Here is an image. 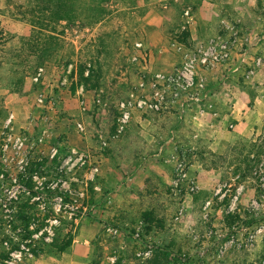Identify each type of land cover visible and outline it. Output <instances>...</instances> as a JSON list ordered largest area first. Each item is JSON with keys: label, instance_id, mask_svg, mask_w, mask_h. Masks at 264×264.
I'll list each match as a JSON object with an SVG mask.
<instances>
[{"label": "rangeland", "instance_id": "374dc122", "mask_svg": "<svg viewBox=\"0 0 264 264\" xmlns=\"http://www.w3.org/2000/svg\"><path fill=\"white\" fill-rule=\"evenodd\" d=\"M199 1L0 0V201L57 187L91 215L37 231L4 216L0 264L82 221L96 235L79 264L161 247L168 264H264V116L227 134L264 100V0Z\"/></svg>", "mask_w": 264, "mask_h": 264}, {"label": "trees", "instance_id": "16d2710c", "mask_svg": "<svg viewBox=\"0 0 264 264\" xmlns=\"http://www.w3.org/2000/svg\"><path fill=\"white\" fill-rule=\"evenodd\" d=\"M26 190H29V192H32L31 189L25 188L22 194L0 201V221H3L4 216H7L9 218H12V217L17 218V221L20 222V224H22L24 228H29V226L33 224L34 226H37L36 227V231H37L40 228H42L43 225H45V220L56 218V216H59L62 214L65 215L70 212H73V213H76L77 215L82 214V215H87L91 217L89 213L87 212L84 213L83 207L78 206L77 202L76 201L74 202V198L70 197L67 192L63 191V189H60V188L58 189L57 187H53V189L51 190H45V191H40V192H37L34 190L32 194L26 193ZM36 193L43 194L42 197L38 196L39 197L38 200H42L41 201V203H43L42 206L39 205V202L37 200L36 201L32 200V197L34 196L33 194H36ZM56 194L63 195L61 199L62 202H61L59 213L56 212L52 206L53 196H55ZM89 202L91 203L92 200ZM90 203H87V204L88 206L91 207ZM28 238L23 237L22 238V240H24L23 242H25ZM72 239H73V236L68 234V239L64 245H60L56 241L53 243H44V242H41L40 240L35 241V239H32V241L41 243L40 245H38L39 246L38 249L32 248L31 247L32 242H31L30 244L28 243L24 245L25 247L28 248V251H25V249L23 250L17 249V250L20 251V254L21 256H23V258H26L28 255L34 258H40L42 255L48 254L49 251L53 249H55L57 252H60V253L66 252V248L68 245L71 244ZM160 250L161 251H159L158 253L160 255L154 253L153 255L154 258L152 259L151 264H168L169 263V262H166L165 260L166 255L167 253L173 252V251L171 249L162 248V247L160 248ZM8 254L9 253L7 252L1 254L2 260H5L8 257ZM161 255H163V257ZM176 256H177V253H175V256H173L172 259H175ZM192 260H191V263H193ZM198 261H199V258H198Z\"/></svg>", "mask_w": 264, "mask_h": 264}, {"label": "crops", "instance_id": "0c3cea01", "mask_svg": "<svg viewBox=\"0 0 264 264\" xmlns=\"http://www.w3.org/2000/svg\"><path fill=\"white\" fill-rule=\"evenodd\" d=\"M237 5H240L242 1L244 0H234ZM249 2H252L251 0H248ZM259 1V0H258ZM263 2V0H260ZM216 2L218 0H200L198 6L196 7L197 11H200L202 8H210L214 10L217 7ZM211 6V7H210ZM259 7H261L260 4H258ZM223 8V7H222ZM240 8V7H238ZM214 14V13H213ZM216 14V13H215ZM259 23V20L256 19ZM255 20V21H256ZM257 34H261L260 31H257ZM257 106L254 108L252 112H250L247 116L244 118L237 120L234 123H231V127L229 130H227V134L229 135V138H234L237 135L245 136L247 133H249L251 130L254 129L256 123L259 121L261 117L264 116V100L257 101ZM230 114H233V118L238 119V112H235V110L231 111ZM211 139H214L212 144L216 145L219 142H222L220 139H215V137H211ZM222 145V144H219ZM96 235V227H92L89 223H86L85 221H82L79 232L77 236L73 239L70 250L67 252H63L58 260L55 262L48 258H35V262L33 264H79V260L82 259H89L92 255V240Z\"/></svg>", "mask_w": 264, "mask_h": 264}, {"label": "built area", "instance_id": "2783aa9c", "mask_svg": "<svg viewBox=\"0 0 264 264\" xmlns=\"http://www.w3.org/2000/svg\"><path fill=\"white\" fill-rule=\"evenodd\" d=\"M41 72H42V69L40 68L39 71L37 72V76L35 77V79H38V77L41 75ZM172 81H173V82H176V83H179L178 80L173 79V78H172ZM186 85H187V84H186ZM182 87L185 88V84H183ZM155 107H158L157 104H155ZM126 118H127V115H126V113H124V114H123L122 121H124ZM24 249H25V248H24ZM19 250H20V249H19ZM19 250H17V251L19 252V256H15V257L11 258L10 261H9L10 264H16V259H17V258L21 259V254H20V251H19ZM13 256H14V255H13Z\"/></svg>", "mask_w": 264, "mask_h": 264}]
</instances>
